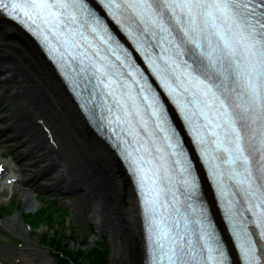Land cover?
I'll return each instance as SVG.
<instances>
[{"label":"snow or ice","instance_id":"1","mask_svg":"<svg viewBox=\"0 0 264 264\" xmlns=\"http://www.w3.org/2000/svg\"><path fill=\"white\" fill-rule=\"evenodd\" d=\"M5 18L122 162L147 264H264V0H0Z\"/></svg>","mask_w":264,"mask_h":264},{"label":"bare ground","instance_id":"2","mask_svg":"<svg viewBox=\"0 0 264 264\" xmlns=\"http://www.w3.org/2000/svg\"><path fill=\"white\" fill-rule=\"evenodd\" d=\"M0 71H7V79L0 77V93L5 89L10 93L14 91L22 100L13 101L16 105L11 106L15 111L11 112L10 117L13 121V115L20 116V132L30 135V140L27 139L26 145L22 144L21 148L25 152L30 151V154L36 150L37 156L38 152L44 151L45 154L40 158L43 161L45 155L49 154L47 147H52L49 158L54 157L52 160L59 165V174L63 172L64 184L77 192L78 204L88 212V218L97 233L105 239L97 241L101 246L105 244V248L101 249L104 250L105 263L141 264L142 235L135 211L136 200L130 185L112 155L85 126L35 45L2 19ZM35 127L39 131H34ZM2 142L0 140V149ZM29 147H32L31 150ZM24 167L31 172L33 165L26 164ZM41 170H33L31 175H39ZM31 175L27 174L29 180ZM15 177L16 174L0 160V191L11 190ZM54 180L52 186L56 185ZM24 198L27 208L36 205L34 195L25 194ZM21 252L6 249L5 257L10 256L6 262L34 264L35 259H42L43 264H51L46 257H42V253Z\"/></svg>","mask_w":264,"mask_h":264},{"label":"rangeland","instance_id":"3","mask_svg":"<svg viewBox=\"0 0 264 264\" xmlns=\"http://www.w3.org/2000/svg\"><path fill=\"white\" fill-rule=\"evenodd\" d=\"M14 105L16 103L12 102V106ZM7 106H1L0 113L5 112ZM4 123H6V119L2 118L0 124ZM7 133L2 135L6 136ZM19 142V137L7 142L5 148L11 151L8 161L11 162L13 158L19 156L20 152L17 148ZM31 161H34L35 169L37 164H35L33 154L26 156V162ZM10 162H8L9 166H11ZM14 163L16 164V162ZM16 169L24 179L26 175L23 168L16 164ZM41 177L50 180L52 175L47 173ZM32 179L36 178L32 177ZM37 182L34 183L37 191L21 184V188L12 198L13 200L11 194L0 193V209H4V211L0 210V264H9L6 262L10 256L5 257L6 249L3 247L5 244H7L8 250L42 253V257H46L51 264H61V260L65 261V264H70L67 259H72L74 263L80 264H100L98 259L92 257L95 251L99 252L102 247L105 248V244L102 246L98 244L97 241L100 240L101 234L97 233L93 223L89 220L88 212L78 204L77 192H73L74 189H71L69 197L60 195L55 197L52 191L37 185ZM25 192L35 197L36 205L30 208V211L26 210L27 202L23 196ZM43 209L48 212L41 214L40 211ZM47 246L53 247V252ZM35 260L34 264H43L42 259ZM103 264H106L105 261Z\"/></svg>","mask_w":264,"mask_h":264},{"label":"trees","instance_id":"4","mask_svg":"<svg viewBox=\"0 0 264 264\" xmlns=\"http://www.w3.org/2000/svg\"><path fill=\"white\" fill-rule=\"evenodd\" d=\"M46 212H48V211L47 210H44V211L41 212V214H44ZM100 251H101V249H100ZM100 251L99 252L98 251H95L93 253V257L92 258L98 259L99 260L98 262H101L100 264H103V262H104V255H103V252L102 251L100 252ZM67 262H69L70 264H80L78 262L74 263V261L72 259H67ZM60 263L61 264H65V261L61 260Z\"/></svg>","mask_w":264,"mask_h":264},{"label":"water","instance_id":"5","mask_svg":"<svg viewBox=\"0 0 264 264\" xmlns=\"http://www.w3.org/2000/svg\"><path fill=\"white\" fill-rule=\"evenodd\" d=\"M43 60H44V59H43ZM44 62L46 63L47 66H49L48 63H47L45 60H44ZM49 68H50V66H49ZM50 69H51V68H50ZM62 189H63V192H65V191H64V187H62Z\"/></svg>","mask_w":264,"mask_h":264}]
</instances>
